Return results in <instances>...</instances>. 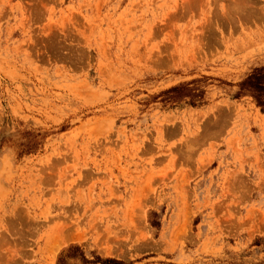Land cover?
Masks as SVG:
<instances>
[{
	"label": "rangeland",
	"instance_id": "374dc122",
	"mask_svg": "<svg viewBox=\"0 0 264 264\" xmlns=\"http://www.w3.org/2000/svg\"><path fill=\"white\" fill-rule=\"evenodd\" d=\"M264 0H0V264H264Z\"/></svg>",
	"mask_w": 264,
	"mask_h": 264
},
{
	"label": "trees",
	"instance_id": "16d2710c",
	"mask_svg": "<svg viewBox=\"0 0 264 264\" xmlns=\"http://www.w3.org/2000/svg\"><path fill=\"white\" fill-rule=\"evenodd\" d=\"M242 90L248 93L255 101L256 106L264 111V66L254 71L241 83ZM100 264H122L114 259H99Z\"/></svg>",
	"mask_w": 264,
	"mask_h": 264
}]
</instances>
